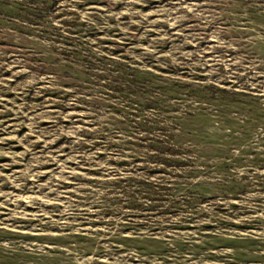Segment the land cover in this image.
Here are the masks:
<instances>
[{
	"label": "rangeland",
	"instance_id": "374dc122",
	"mask_svg": "<svg viewBox=\"0 0 264 264\" xmlns=\"http://www.w3.org/2000/svg\"><path fill=\"white\" fill-rule=\"evenodd\" d=\"M0 264H264V0H0Z\"/></svg>",
	"mask_w": 264,
	"mask_h": 264
},
{
	"label": "trees",
	"instance_id": "16d2710c",
	"mask_svg": "<svg viewBox=\"0 0 264 264\" xmlns=\"http://www.w3.org/2000/svg\"><path fill=\"white\" fill-rule=\"evenodd\" d=\"M120 76V75H119ZM121 77V76H120ZM148 126V125H147ZM150 128V127H149ZM146 131L148 132L149 130L146 129ZM168 136L171 137L173 136L172 133H168ZM164 142V143H163ZM164 144V145H163ZM152 147H154V150H155V157H158L162 162L164 160V155L162 154V150H166V149H172L175 147V144L171 141H166V140H159L158 138L155 139L154 143H152V145H150ZM166 148V149H165ZM172 161H175L176 159L174 158H171ZM160 161V164L164 165L163 163H161ZM170 161V162H172Z\"/></svg>",
	"mask_w": 264,
	"mask_h": 264
}]
</instances>
